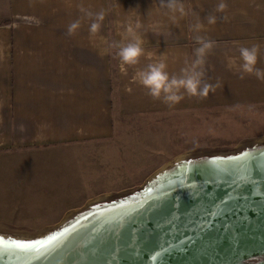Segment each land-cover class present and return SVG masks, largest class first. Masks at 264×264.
Segmentation results:
<instances>
[{"label":"crops","instance_id":"crops-1","mask_svg":"<svg viewBox=\"0 0 264 264\" xmlns=\"http://www.w3.org/2000/svg\"><path fill=\"white\" fill-rule=\"evenodd\" d=\"M181 2L186 15L177 12L173 21L162 0H0V20L29 30L17 38L18 84L9 86L7 80L0 85V159L12 156L26 163L31 155L67 150L71 142L95 141L99 148L101 142H117L125 125L132 133L133 125L142 131L147 124L169 125L174 120L197 124L238 111H246L248 119L249 111L264 108V82L253 75L240 78L229 66L233 58L242 62L241 46L258 43L256 67L264 69V0H225L223 12L215 10L220 0ZM81 6L94 13L104 10L101 28L91 33L92 20L84 16L81 27L68 35L75 14H84ZM208 15L216 16L215 24L207 23ZM198 21L204 27L196 32L192 26ZM137 23L145 54L137 65H124L112 45L128 43V28ZM197 35L215 41L203 70L205 79L219 86L207 98L184 93L173 107L162 102L163 96L153 99L136 73L164 61L170 75H180L196 59ZM4 56L7 77L10 65ZM20 125L26 130L20 131Z\"/></svg>","mask_w":264,"mask_h":264},{"label":"rangeland","instance_id":"rangeland-1","mask_svg":"<svg viewBox=\"0 0 264 264\" xmlns=\"http://www.w3.org/2000/svg\"><path fill=\"white\" fill-rule=\"evenodd\" d=\"M82 17L75 14L74 20ZM28 34L0 20V85L18 84L17 38ZM1 55L9 59L7 77ZM245 114L226 112L229 117L197 124H147L142 131L133 125L132 133L125 125L117 142H101L99 148L95 141L71 142L67 150L31 155L22 164L18 157L0 159V238L11 245L58 237L90 214L135 201L177 166L264 148V108L249 111L248 119Z\"/></svg>","mask_w":264,"mask_h":264},{"label":"water","instance_id":"water-1","mask_svg":"<svg viewBox=\"0 0 264 264\" xmlns=\"http://www.w3.org/2000/svg\"><path fill=\"white\" fill-rule=\"evenodd\" d=\"M251 152L250 182L228 157L191 161L43 247L3 244L0 264H264V148Z\"/></svg>","mask_w":264,"mask_h":264},{"label":"clouds","instance_id":"clouds-1","mask_svg":"<svg viewBox=\"0 0 264 264\" xmlns=\"http://www.w3.org/2000/svg\"><path fill=\"white\" fill-rule=\"evenodd\" d=\"M164 7L169 12L173 13L171 19L175 21V13L181 16L186 15L184 5L181 0H162ZM228 5L225 0H220L215 6L217 12H223ZM80 11L84 13L85 18L91 19L89 31L93 34L97 33L101 28V22L104 20L105 12L102 9L99 12H92L80 7ZM208 24L216 23V16L208 15L206 17ZM81 27V20L77 19L68 26V35H73L77 29ZM141 27L139 23L135 27H129L128 32L132 36L128 43L123 45H112L118 47L117 56L124 65H137L139 58L145 54L143 48V40L136 35V31ZM204 25L199 21L192 26L193 31L199 32ZM196 42L200 45L195 51L196 59L190 67L182 68L180 75L169 74L167 64L164 61L149 63L145 69H141L136 73L138 82L144 88L148 89V94L153 99H160L163 96L162 102L168 107H173L184 99V93L189 96H198L207 98L210 91L214 92L219 86L210 84L206 79V73L203 70L205 57L215 46V41L207 40L202 36L195 37ZM260 44H252L251 46H241L239 48V61L233 58L230 61V67L240 73V78L244 75H253L259 81L264 82V69L257 68L258 59L260 58ZM20 131H25L23 125L19 126Z\"/></svg>","mask_w":264,"mask_h":264},{"label":"snow or ice","instance_id":"snow-or-ice-1","mask_svg":"<svg viewBox=\"0 0 264 264\" xmlns=\"http://www.w3.org/2000/svg\"><path fill=\"white\" fill-rule=\"evenodd\" d=\"M264 155V154H262ZM229 161L236 162V167L234 169V173L237 175V179L240 182H250L251 178V170L252 163L257 159L256 155L252 152H244L237 156H232L226 158ZM232 174V173H230ZM261 193L255 192L254 195H260ZM218 213H214L213 215H217ZM63 235V233H61ZM56 239V237H50L47 241H34V242H22V241H14L11 246L21 249V250H29L33 248H38V246L43 247L46 244L50 243L52 240ZM3 239L0 238V246H3ZM157 257H153L155 261Z\"/></svg>","mask_w":264,"mask_h":264},{"label":"bare ground","instance_id":"bare-ground-1","mask_svg":"<svg viewBox=\"0 0 264 264\" xmlns=\"http://www.w3.org/2000/svg\"><path fill=\"white\" fill-rule=\"evenodd\" d=\"M181 158V157H180ZM175 161H177L178 162V160H175ZM170 165H172V164H170ZM160 172H161V170H160Z\"/></svg>","mask_w":264,"mask_h":264}]
</instances>
